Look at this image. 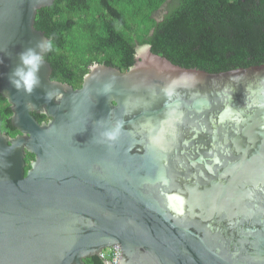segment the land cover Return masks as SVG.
Returning <instances> with one entry per match:
<instances>
[{"label": "water", "instance_id": "water-1", "mask_svg": "<svg viewBox=\"0 0 264 264\" xmlns=\"http://www.w3.org/2000/svg\"><path fill=\"white\" fill-rule=\"evenodd\" d=\"M53 1L0 0V95L19 132L0 129V264H85L114 244L117 264H264V212L248 200L258 183L185 185L170 163L183 135L199 142L204 124L212 144L264 136V63L209 73L145 45L125 71L92 64L77 88L51 79L45 59L26 95L8 76L20 52L48 38L34 22ZM120 119L116 144L98 143ZM25 152L34 155L26 170Z\"/></svg>", "mask_w": 264, "mask_h": 264}, {"label": "trees", "instance_id": "trees-1", "mask_svg": "<svg viewBox=\"0 0 264 264\" xmlns=\"http://www.w3.org/2000/svg\"><path fill=\"white\" fill-rule=\"evenodd\" d=\"M34 25L57 49L45 54L51 79L74 88L94 63L127 70L142 45L176 65L210 72L264 63V0H54L37 10ZM11 113L0 95V127L15 133Z\"/></svg>", "mask_w": 264, "mask_h": 264}, {"label": "flooded vegetation", "instance_id": "flooded-vegetation-1", "mask_svg": "<svg viewBox=\"0 0 264 264\" xmlns=\"http://www.w3.org/2000/svg\"><path fill=\"white\" fill-rule=\"evenodd\" d=\"M204 71L217 73L207 70ZM204 126L205 130L203 133L201 132L202 134L199 142L197 139L188 142L187 139H189L190 133H187L182 137L186 142L179 143L174 147L175 150L172 151L170 157L171 167L176 174L174 179L181 177L185 185H194L196 183L204 185L210 184L211 182L221 185L222 182H226L230 178L238 177L240 180L252 184L257 182L258 184L256 186L251 187L250 198H248V200H252L253 202L250 203L249 206L255 210L256 213H263L264 136H260L258 133L256 134L254 130H250L247 135L236 136L233 140L231 138L235 136L236 133H232L227 144H212L213 137L211 129L207 127L209 126L208 124H204ZM0 129L2 132L9 135V137H15L19 133L18 130L12 133L11 130L3 131L1 127ZM183 132L186 133L188 131L185 132L183 129ZM237 137L240 139H237ZM27 153L28 152H25L24 159L25 166H28V169L34 155H28ZM230 165H233V167L228 172V167H230ZM255 201L259 204V207L254 205ZM97 256L99 255L84 257L83 261L85 264H99L100 261L97 260Z\"/></svg>", "mask_w": 264, "mask_h": 264}, {"label": "clouds", "instance_id": "clouds-1", "mask_svg": "<svg viewBox=\"0 0 264 264\" xmlns=\"http://www.w3.org/2000/svg\"><path fill=\"white\" fill-rule=\"evenodd\" d=\"M56 50L54 41L51 38H46L39 41L34 48L29 47L20 52L18 54L19 63L8 76L9 83L17 91L31 95L41 84L39 71L45 62V54ZM0 63H3L2 59H0ZM113 87V83H106L101 94L107 96L112 92ZM45 98L47 100L55 98L57 101L61 99L60 96H53L50 92L46 93ZM100 121H97V123H100ZM124 124L125 121L123 119L116 120L111 127H106L99 133L97 142L112 148L120 139L124 131Z\"/></svg>", "mask_w": 264, "mask_h": 264}, {"label": "built area", "instance_id": "built-area-1", "mask_svg": "<svg viewBox=\"0 0 264 264\" xmlns=\"http://www.w3.org/2000/svg\"><path fill=\"white\" fill-rule=\"evenodd\" d=\"M99 257L104 260L105 264H117L121 256V249L117 244L102 248Z\"/></svg>", "mask_w": 264, "mask_h": 264}, {"label": "rangeland", "instance_id": "rangeland-1", "mask_svg": "<svg viewBox=\"0 0 264 264\" xmlns=\"http://www.w3.org/2000/svg\"><path fill=\"white\" fill-rule=\"evenodd\" d=\"M164 13H165V4L154 14V16L157 19H160ZM143 46H145V45L137 47V51H136L137 54L140 52V50Z\"/></svg>", "mask_w": 264, "mask_h": 264}]
</instances>
